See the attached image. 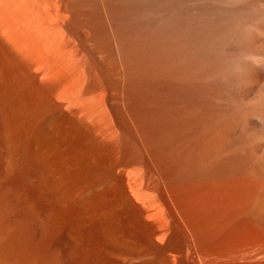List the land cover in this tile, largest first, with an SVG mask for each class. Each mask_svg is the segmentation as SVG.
I'll use <instances>...</instances> for the list:
<instances>
[{
  "label": "bare ground",
  "instance_id": "1",
  "mask_svg": "<svg viewBox=\"0 0 264 264\" xmlns=\"http://www.w3.org/2000/svg\"><path fill=\"white\" fill-rule=\"evenodd\" d=\"M264 0H0V264H264Z\"/></svg>",
  "mask_w": 264,
  "mask_h": 264
},
{
  "label": "clouds",
  "instance_id": "2",
  "mask_svg": "<svg viewBox=\"0 0 264 264\" xmlns=\"http://www.w3.org/2000/svg\"><path fill=\"white\" fill-rule=\"evenodd\" d=\"M258 67H260L261 70L264 71V66H260V65H258Z\"/></svg>",
  "mask_w": 264,
  "mask_h": 264
}]
</instances>
